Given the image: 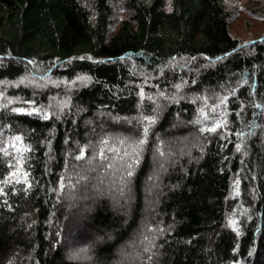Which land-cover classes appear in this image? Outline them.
I'll list each match as a JSON object with an SVG mask.
<instances>
[{
  "label": "trees",
  "instance_id": "16d2710c",
  "mask_svg": "<svg viewBox=\"0 0 264 264\" xmlns=\"http://www.w3.org/2000/svg\"><path fill=\"white\" fill-rule=\"evenodd\" d=\"M231 21L0 0V264H71L68 234L91 264H264V35Z\"/></svg>",
  "mask_w": 264,
  "mask_h": 264
},
{
  "label": "rangeland",
  "instance_id": "374dc122",
  "mask_svg": "<svg viewBox=\"0 0 264 264\" xmlns=\"http://www.w3.org/2000/svg\"><path fill=\"white\" fill-rule=\"evenodd\" d=\"M83 3V0H79ZM227 9L231 12L232 21L230 23L231 36L241 41L242 43H248L252 40L259 39L264 35V14L259 2L255 0H224ZM118 12V19L121 11ZM92 169V168H91ZM91 172H93L91 170ZM123 175L119 177L108 176L106 180L99 182V186L106 189L116 190L117 184L123 180ZM84 183L81 180V185ZM75 190L77 188H74ZM89 200L91 197L88 198ZM78 235V234H77ZM85 236V234H79V236ZM68 236V240L64 246V253L67 261L71 264H91L92 259L85 257L83 252V245L86 243L80 239H76L74 236ZM92 242H99V235L89 236Z\"/></svg>",
  "mask_w": 264,
  "mask_h": 264
},
{
  "label": "snow or ice",
  "instance_id": "6c2138e0",
  "mask_svg": "<svg viewBox=\"0 0 264 264\" xmlns=\"http://www.w3.org/2000/svg\"><path fill=\"white\" fill-rule=\"evenodd\" d=\"M129 175H131V173H129Z\"/></svg>",
  "mask_w": 264,
  "mask_h": 264
}]
</instances>
